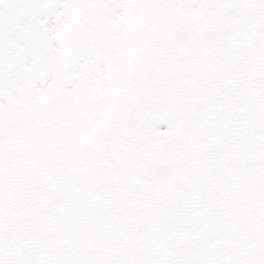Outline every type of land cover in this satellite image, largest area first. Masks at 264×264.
<instances>
[{"label": "snow or ice", "instance_id": "snow-or-ice-1", "mask_svg": "<svg viewBox=\"0 0 264 264\" xmlns=\"http://www.w3.org/2000/svg\"><path fill=\"white\" fill-rule=\"evenodd\" d=\"M0 264H264V0H0Z\"/></svg>", "mask_w": 264, "mask_h": 264}]
</instances>
